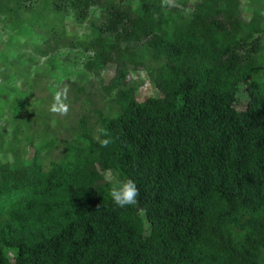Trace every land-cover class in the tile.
<instances>
[{
	"label": "trees",
	"instance_id": "obj_1",
	"mask_svg": "<svg viewBox=\"0 0 264 264\" xmlns=\"http://www.w3.org/2000/svg\"><path fill=\"white\" fill-rule=\"evenodd\" d=\"M4 33L0 264H264V0H0ZM32 67L35 89L76 72L115 107L50 128L12 85ZM138 69L157 94L138 100ZM109 169L137 205L114 204Z\"/></svg>",
	"mask_w": 264,
	"mask_h": 264
},
{
	"label": "rangeland",
	"instance_id": "obj_2",
	"mask_svg": "<svg viewBox=\"0 0 264 264\" xmlns=\"http://www.w3.org/2000/svg\"><path fill=\"white\" fill-rule=\"evenodd\" d=\"M195 1V0H194ZM243 11L245 10L244 7H242ZM245 13V12H244ZM244 18L248 19L250 16L249 14L245 13L243 14ZM16 37L18 38L20 43H23L24 36L16 34ZM0 40L5 44L6 48L12 43L13 39L10 38L9 35L3 34V37H0ZM7 44V45H6ZM20 51L22 53H27L31 51L30 45H23L20 47ZM9 50V49H7ZM39 67L43 66L45 63V59L40 57L38 60ZM47 62V61H46ZM76 69V68H75ZM115 66L112 64H109L103 71L102 76L106 81L110 78V76L114 73ZM36 69L32 67L31 74L27 77V79H23L22 77H19L18 80H15L12 85L17 86V91L22 92H28L31 91L32 100L28 101L26 98H21L20 95H14L15 97H20L24 101H28L27 107L30 111L35 112L36 114L40 115V120H43V118L46 119L48 122L50 128H55L56 130L62 129L61 127H68L69 129H74L77 127V122L81 116L87 117V122L89 127H93L94 130L98 127V117L96 114V109L98 108H104L108 111L109 107H115V102L111 98V95L106 94L101 87L96 83L95 80H92L89 76H84L83 78H79L77 73L75 72V76L71 77L70 81H64L63 82V88L67 87L69 89L68 91V100L67 103L69 105V111L67 115H59L54 114L51 111H49L51 104L53 103V97L55 95L56 88L52 86L50 82V79L44 80V82H38L39 80H36L38 82V88H34L32 83L30 82L31 77H33V73L35 74ZM76 71V70H75ZM3 79L0 77V82H2ZM128 82L134 81L135 86L137 87V98L138 100H143L147 96L157 94V89L151 84V81L146 76V72L142 69H138L137 71L130 72L127 77ZM47 82L50 86L51 90L48 91L49 88L46 87ZM54 83V82H52ZM76 86V87H75ZM81 89V90H80ZM242 97V94H239ZM34 98V99H33ZM243 98V97H242ZM241 98V100H242ZM8 109H0V131H3V127L6 126L7 132L10 131V127L8 125V121L5 122V115L8 116V113L6 112ZM25 113V109H23ZM50 114L49 116L45 117L42 116V114ZM40 120L35 121L33 124L34 127H37L35 131H39V126H41ZM39 123V124H38ZM9 134V133H8ZM60 135V133L58 134ZM34 147H29L30 155L34 152ZM2 159H5L8 157V155L1 154ZM9 158V157H8Z\"/></svg>",
	"mask_w": 264,
	"mask_h": 264
},
{
	"label": "clouds",
	"instance_id": "obj_3",
	"mask_svg": "<svg viewBox=\"0 0 264 264\" xmlns=\"http://www.w3.org/2000/svg\"><path fill=\"white\" fill-rule=\"evenodd\" d=\"M163 4L169 7L175 5V0H163ZM67 87L61 88L55 92L53 97V103L50 106L49 111L54 114L67 115L69 111ZM104 139H99V143L102 147H107L112 143V139L109 136L107 130L101 128L98 130ZM104 180L111 186L109 190V195L117 207L124 208L126 206H135L138 204L137 197L139 196V188L137 184L132 179H119L118 176L111 170H107L104 175ZM100 205H97L99 208Z\"/></svg>",
	"mask_w": 264,
	"mask_h": 264
}]
</instances>
